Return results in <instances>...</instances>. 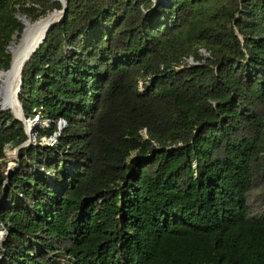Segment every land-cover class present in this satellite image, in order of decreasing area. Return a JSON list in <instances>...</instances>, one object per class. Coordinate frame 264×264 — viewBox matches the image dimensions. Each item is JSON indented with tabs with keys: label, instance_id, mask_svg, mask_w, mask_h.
Here are the masks:
<instances>
[{
	"label": "trees",
	"instance_id": "16d2710c",
	"mask_svg": "<svg viewBox=\"0 0 264 264\" xmlns=\"http://www.w3.org/2000/svg\"><path fill=\"white\" fill-rule=\"evenodd\" d=\"M67 1L24 68L0 264H264V0ZM53 10L0 0V72ZM27 139L0 112V161Z\"/></svg>",
	"mask_w": 264,
	"mask_h": 264
},
{
	"label": "water",
	"instance_id": "95a60500",
	"mask_svg": "<svg viewBox=\"0 0 264 264\" xmlns=\"http://www.w3.org/2000/svg\"><path fill=\"white\" fill-rule=\"evenodd\" d=\"M157 1L158 0H155V3H157ZM54 2H57L60 4L61 10H58V11L53 10L51 13L47 14L43 18L47 21V23H46V26H45V29H44L42 35L39 38L32 41L28 47L23 48V50L20 52V56H19L18 62H16V64L13 62L12 52H11L12 44H11L8 47V51L11 55L10 67L8 70L0 72V75H3V77H4L5 84H7V86H9L13 82L15 71L18 70L17 72L19 73V78H18L19 82L15 88V95H16L17 103L19 105L20 115L14 114L12 112H11V114L14 116V118L16 120L20 121L24 125V128H25V124H26L25 120H24L25 116L23 113V108H22L20 101H19V94H20V91H21V88L23 85L22 76H23L24 68H25L26 64L29 62V60L31 59V57L34 55V53L40 48V46L46 40V37H47L49 30L53 26H55L56 24L60 23L61 19L65 16V13H66L67 7H68V1L67 0H65V1L54 0ZM21 24L24 26L22 20H21ZM24 32H25V26L23 28V32H22V35H21L19 40H21ZM3 111H8V110L4 109L3 107H0V112H3ZM35 122H39V121L35 120ZM59 124L62 125L64 123L60 122ZM60 125H59V130L61 131L62 127H60ZM25 132H26L28 139L23 144H21L19 147L14 149V154L17 155V158H18L17 160H19L18 151L21 149L27 148L29 145H31L30 143H31V135L33 133V126L32 127L28 126L27 128H25ZM4 154H5V151H4ZM11 172H12V170H11V168H9L6 176L8 177ZM7 183H8V180L6 179L4 182V188H6ZM3 199H4V197H3ZM4 234H3V237H4ZM2 242H3V238L0 241L1 249H2Z\"/></svg>",
	"mask_w": 264,
	"mask_h": 264
},
{
	"label": "bare ground",
	"instance_id": "6f19581e",
	"mask_svg": "<svg viewBox=\"0 0 264 264\" xmlns=\"http://www.w3.org/2000/svg\"><path fill=\"white\" fill-rule=\"evenodd\" d=\"M61 1H65V0H61ZM22 22L25 26V32L21 40H19L15 44L13 43L11 48L12 58L15 64L16 62H18L20 52L23 50V48L28 47L32 41H34L35 39L39 38L42 35L47 23L45 19H42L37 23H32L27 19H23ZM17 71L18 70L15 71L13 82L9 86L5 84L3 75H0V107H3L9 112L20 115V109L15 95V88L19 82L18 80L19 73ZM5 154L7 158L11 160L15 158V154L13 151H6ZM11 163L9 165L10 167L12 166Z\"/></svg>",
	"mask_w": 264,
	"mask_h": 264
},
{
	"label": "rangeland",
	"instance_id": "374dc122",
	"mask_svg": "<svg viewBox=\"0 0 264 264\" xmlns=\"http://www.w3.org/2000/svg\"><path fill=\"white\" fill-rule=\"evenodd\" d=\"M49 14V13H48ZM47 15V14H46ZM45 15V16H46ZM45 16H41V17H39L37 20H35V21H31L29 18H26L25 16H23V15H18V19H19V21L21 22V20H23V19H27V20H29L30 22H32V23H36V22H38L39 20H41V19H43ZM24 27V26H23ZM14 44L16 43V39L14 38V42H13ZM13 43H12V45H13ZM201 53H202V55H204V56H207V54L204 52V51H201ZM11 113V112H10ZM24 120H25V128H27L28 126H30V127H32L33 126V133H32V135H31V143L30 144H34L35 143V141H36V137H37V132H38V129L40 128V125H39V122H35V120H33V121H28V120H26V118H24ZM29 123V124H28ZM49 124L47 123V122H45V123H43L42 125H41V127H47ZM60 125V124H59ZM60 127H62L61 129H63V127H64V124H62V125H60ZM41 142H42V144L44 145V146H52L54 143H55V140H54V138H43L42 140H41ZM6 151H13L14 152V148H12V147H10V146H7L6 148H5V153H6ZM18 158H17V155H15V158L13 159V160H11V159H9V158H7V156H6V154H5V158L3 159V160H1L0 161V173H2L3 175H7V171H8V169L9 168H11V170L13 171V170H16L18 167V165H17V162L19 161V160H17ZM12 162V163H11ZM10 163L12 164V166L10 167L9 165H10ZM3 234H4V231H3V229L0 227V241H1V239L3 238ZM0 254H1V245H0ZM0 260H1V255H0Z\"/></svg>",
	"mask_w": 264,
	"mask_h": 264
},
{
	"label": "built area",
	"instance_id": "2783aa9c",
	"mask_svg": "<svg viewBox=\"0 0 264 264\" xmlns=\"http://www.w3.org/2000/svg\"><path fill=\"white\" fill-rule=\"evenodd\" d=\"M189 64H193V62L191 60H189ZM139 86H141V83H139Z\"/></svg>",
	"mask_w": 264,
	"mask_h": 264
}]
</instances>
